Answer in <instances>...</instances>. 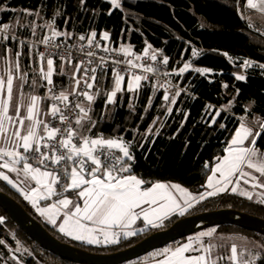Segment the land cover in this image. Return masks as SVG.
<instances>
[{"label": "trees", "instance_id": "trees-1", "mask_svg": "<svg viewBox=\"0 0 264 264\" xmlns=\"http://www.w3.org/2000/svg\"><path fill=\"white\" fill-rule=\"evenodd\" d=\"M121 1L120 7L114 8L110 0H83V3L81 0H0V8L5 9L0 11V18L12 25L7 40H0V56H5L7 49L19 52L20 56H39L35 42L40 41L34 38L44 35L48 28L45 25L49 24L56 31L69 33L67 38L59 36L69 43L87 41L91 32H96L95 41L114 47H133L139 53L161 49L168 57V70L177 74L179 88L164 90L142 82L140 88L131 93L124 87L123 93H117L116 103L106 105V94L114 89L116 74L111 69L101 68L92 93L98 95L87 104L91 105L88 115L95 127L88 132L89 123L85 122L83 134L131 142L130 152L135 158L131 174L147 181L144 187L159 181H173L194 192L202 191L212 163L225 153L240 118L252 124L264 119V68L257 66L264 64V15L250 7L247 0ZM25 10L38 12L39 16L27 15ZM104 32L109 34L108 40L103 39ZM13 35L15 40L11 38ZM80 36L85 40H79ZM20 41H24L23 45ZM193 49L199 55L193 56ZM241 59L252 60L254 65L246 69ZM189 62L211 71L201 74L190 69L178 74ZM60 63L61 60H57V65ZM75 65L76 61L72 60L68 69L74 70ZM240 75L246 79L238 80ZM70 81L71 74L61 73L57 66L54 84L66 88ZM172 90L180 91L174 105L163 99ZM213 117L215 124L211 123ZM149 127L153 128L152 134H147ZM76 129L80 130L79 126L76 125ZM157 129L158 135L155 134ZM256 146L264 151V131L256 140ZM0 190L15 198L35 217L31 204L2 177ZM61 194L72 195L73 192L63 191L55 198ZM222 207L264 218V203L229 191L199 200L186 214H175L158 228H146L111 245L95 246L69 240L41 222L59 239L103 253L127 247L180 217ZM0 217L4 218L0 223V264H79L37 244L2 206ZM213 227L218 233H243L264 242V235L236 225ZM179 241L181 239L170 244ZM19 242L25 251L24 254L19 252L21 259H16L13 252ZM256 264H264V259L257 260Z\"/></svg>", "mask_w": 264, "mask_h": 264}, {"label": "snow or ice", "instance_id": "snow-or-ice-1", "mask_svg": "<svg viewBox=\"0 0 264 264\" xmlns=\"http://www.w3.org/2000/svg\"><path fill=\"white\" fill-rule=\"evenodd\" d=\"M248 5L252 8H258L262 13H264V0H247ZM83 3V0H81ZM110 3L114 8L120 7L119 0H110ZM5 9L0 8V11ZM15 12L16 9H11ZM27 12V10H25ZM59 14V13H57ZM109 14H111L109 12ZM27 15L39 16L38 12H27ZM52 31V37L64 36L67 38L70 34L67 32H59L52 28V25H45ZM12 28V25L3 24L0 25V35H3L4 39L8 36L6 33ZM96 32H91L89 39H87V44L92 46L94 43V38L96 37ZM13 40L16 39L15 35L11 37ZM103 39L108 40L109 34L107 32L103 33ZM79 40L84 41L85 37L80 36ZM51 37H45L42 43L50 44ZM23 45L24 41H20ZM59 48V45H53ZM150 47V46H149ZM83 51L84 47L81 45L78 49ZM108 51V49H105ZM121 51L128 52V49L121 48ZM147 54V53H145ZM19 55L17 53V59L15 62V68L19 69ZM53 54L49 53V57ZM87 56L92 57L95 55L93 51H88ZM193 56L199 55V53L193 49ZM227 55V54H225ZM71 53L69 52V58L61 56L62 61L67 60L71 64L70 59ZM44 59V54L41 53V60ZM139 59V57H137ZM152 60H156L157 56L155 54L151 57ZM101 63H104L103 58H101ZM47 71L40 69V74L44 81L48 85H52V75H53V64L54 60L48 58L47 61ZM83 63V62H80ZM80 63L75 67V73L81 71ZM91 63V60L89 61ZM128 64H132V61H127ZM163 63H168V57H163ZM250 61H245L244 66H250ZM260 68H264V64L257 65ZM134 67H142V65H134ZM191 68V64L185 63L183 67L179 69L178 74H183ZM147 72H152L154 69L149 66L145 69ZM196 73L206 74L210 72V69L204 68H194L191 69ZM88 69H84L85 75H87ZM95 73L96 69L91 70ZM13 75L11 70L8 72L7 79L0 77V94H5L7 101L0 95V143L4 147H0V161H4L2 167L5 169L10 168L12 172H17L18 174L22 171L25 174V178L29 177L36 181L37 185H42L46 189L47 195L43 198L47 199L48 196L54 194V186L60 183L61 179L64 183L61 187L64 191H73L76 194L77 201L83 200V208L80 206L79 202H74L67 197L60 199L58 204L63 208H68L69 205H73L72 211L64 213L63 223L59 225V230L61 233L69 237H73L78 241H85L88 244H100V243H118L120 232L112 230L114 227H126L129 224L135 222L141 215L143 219L147 221L149 225H153L154 221L152 217L160 219L159 213L168 210H179L180 214L183 215L187 208H191L193 205L191 201H185L184 205L178 203L175 198L168 191L169 187L181 190L179 185H165L163 183H153L150 187H142L147 181L138 178L136 175H132V163L134 162V155L130 152L132 146L131 142H125L123 138H104L103 136H97L92 138L88 135L83 134L85 128V122L89 123L87 131L90 132L92 128L95 127V122L92 121L91 116L88 112L92 111L91 105L88 106L87 110L81 105L80 102L69 101V94L65 92H60L56 94L53 92L52 88L48 91L52 93L51 99L54 101H62L63 109L58 104H52L50 109V115L53 118H58L61 123H64L66 127L63 129L59 127L50 126L39 119V113L36 111L38 102L42 99L39 96H29V103L25 106L20 104L16 107L15 116L8 114L9 106L12 100L13 91ZM19 79L22 82H26V74L21 75ZM83 79V83L87 89L93 87V83L96 79L95 75ZM147 80V76L133 75L131 82L127 86L128 92H134L136 89L140 88V81ZM238 80H245V76L240 75L237 77ZM124 77L119 73H116L115 86L114 89L106 94V105L115 104L117 93H123L125 89L122 87V82ZM91 81V82H90ZM35 80H33V85L35 86ZM76 87L78 88L81 84V79L75 80ZM227 87V85H224ZM180 91H186L180 90ZM180 91H177L171 98L169 95H165L163 99L168 101L170 104L176 103V97L180 95ZM238 91V90H237ZM74 95H79L86 97L87 101H94L97 94H90L88 91H80L78 93H73ZM72 104V107H69ZM26 107V115L20 116V108ZM130 107H133L130 105ZM211 106H209L210 108ZM79 112H76V110ZM65 110L71 115L76 114L75 124L79 126L80 130L72 127L69 122V115H65ZM170 114L172 112L171 107L167 109ZM219 115V112L216 113ZM187 118V117H186ZM185 118V119H186ZM25 121H28L25 124ZM156 123L155 121L153 122ZM212 124L216 123L215 117L211 120ZM260 125L257 131L247 127L243 122L240 125V129L235 133L231 144L233 146L243 145L245 141L251 137L250 146L248 147H232L227 149L228 155L222 158H217L212 175L208 178L207 187L209 189H215L214 191H209L207 197L217 195L219 193L231 191L232 193H237L239 191L240 195L246 196L249 200L253 199V193L247 190L239 188L241 180L245 183H251L252 187L255 189L259 187L264 189V183L261 182L260 176H256L250 172L244 171V166L248 168L255 169L256 172L264 176V152H260L256 147V140L260 137L261 131H264V119L256 121ZM43 126L44 135H39L37 129ZM183 125H181L182 127ZM223 127V125H221ZM153 128L149 127L147 129V134H152ZM156 135L159 134V129L156 130ZM61 137L57 139V137ZM77 140L81 142V146L73 141ZM41 141H44L41 145ZM49 141H55L54 144L48 143ZM22 148L24 152H20L18 149ZM42 148L48 149V151H42ZM111 149H120L122 155H115L111 152ZM28 153H31L34 158H38V162L45 166L47 169L46 162L54 165H59L60 169L57 170H41V168H33V166L27 163ZM59 153V154H57ZM10 158V159H6ZM23 163V168L18 169L16 166L21 162ZM217 173L219 177L217 178ZM0 177L3 180L8 181L10 184L18 187L12 181L7 174L0 172ZM233 177H236L233 180ZM234 185L231 188L228 185ZM23 191V189H20ZM183 191V190H182ZM25 198L29 200L34 205L38 202L39 192L37 188H32L31 193H24ZM191 197V193H187ZM203 194H200L199 199H206ZM192 200H196V197H191ZM163 201L164 203H160ZM199 202V201H197ZM259 202L264 203V192L260 193ZM157 205V207H149L148 209L141 208V205ZM140 208V212H136L135 209ZM37 211L41 215H46L50 222L56 224V214L59 212V208L56 204H52L47 208H37ZM4 220L0 217V223ZM215 229L208 232L200 233L201 237L212 236ZM126 236L136 235V232L127 231L123 233ZM201 248H194L193 243L190 240L174 250L165 249V253L168 255L166 259L158 262V264H216V259H222V257H217L216 259H210L213 245L204 244L201 241ZM258 247L259 251L255 255H251L246 259L243 264H256L257 260L264 259V245H254ZM189 251H200V255H189L186 256L185 253ZM231 260L237 259V247L233 245L231 247Z\"/></svg>", "mask_w": 264, "mask_h": 264}, {"label": "crops", "instance_id": "crops-1", "mask_svg": "<svg viewBox=\"0 0 264 264\" xmlns=\"http://www.w3.org/2000/svg\"><path fill=\"white\" fill-rule=\"evenodd\" d=\"M11 50L12 49H7L5 56H0V77H2L3 79L6 80L9 70H11L12 75L14 77L12 100H11V104L9 106L8 114L11 116H15V110H16V107L18 105L23 104L26 106L29 103V96H39L42 99L38 102L36 111L39 113V119L42 120L44 123H47L51 117V115L49 114L51 108L49 105L50 96H49V91H48L50 85H48L47 82L43 80L42 75L40 74V69L43 67V69L45 71H47L46 61L50 57L44 56V59L41 60V55H39V56H20L19 55L20 67H19V69H16L14 65H15V62L17 59V53H13ZM71 63H72V60H71ZM57 66H58V71H60L61 73L67 72L68 74L69 73L71 74V81L66 88L61 87L62 92H65L66 94L74 92L77 89L76 84H75V80L79 79L78 73L74 74L75 68H74V70L68 69V66H71V64H69L67 62V60H65V61L61 60V63L58 65H57V60H54L53 75H52L53 83H54V75L57 71ZM75 67H76V65H75ZM24 74H26V82H22L19 79V77L21 75H24ZM33 80H35V82H36L35 86L33 85ZM125 81L126 80H123V82H122L123 88L124 87L127 88ZM43 88H46V91L43 92ZM138 89H136V90H138ZM0 95H3V98L5 99V101H7L6 88H5V94H0ZM88 102H91V101H86L84 103V106H88L87 105ZM25 115H26V107H21L20 108V116L23 117ZM27 123H28V121H25V124H27ZM37 132L39 135L45 134L43 131L42 125L37 129ZM98 136H102V135H98ZM92 138H95V137H92ZM249 140H250V137L247 141L244 142L243 145H237L235 147H243V146L248 144ZM79 146H81V143ZM0 147H4V145L2 143H0ZM255 147L257 148L256 145H255ZM18 150L22 153L24 152V150L22 148H20ZM114 150L117 151L120 155H122V152L120 149H114ZM259 151H261V150H259ZM262 152H264V151H262ZM26 155H28V157H29L27 160V163L31 164L33 166V168L39 167V168H41L42 171L43 170H55V169L50 168V167H47V169H45V166L39 164V162L34 159V157L31 153H28ZM6 159H10V158H6ZM3 163H4V161H0V172H4L5 174H7L9 176V178L12 181H14V183L16 185H18V187H16L7 181L12 187H14V189H16L18 192H20L24 196V198H25L24 193H31L32 188H37L38 192H39L38 202H37L39 204L38 205L39 207L40 206L48 207L52 204H56L57 207L59 208V212L56 214V224L55 225H53L50 222V220L48 219L47 216H45V218L39 217L38 219L40 221L46 223L48 226L54 228L55 230H58L59 233L62 234L63 236H65L67 239L76 240L73 237H69V236L65 235L64 233H61L59 230V225L62 224L63 220H64V213L74 210L73 205H69L68 208H63L62 206H60L58 204V201L60 199L67 197L68 199H71L74 202H79L80 206L83 208V200L80 199L79 201H77L76 194L73 191H72L73 192L72 195L71 194H61L58 196V198H55V196L57 194H60L61 192L64 191L63 188L61 187V184H63L62 182L56 184L54 186V188H55L54 194L51 196H48V198L45 199L43 197L45 195H47V192H46V189H44L42 185L38 186L36 181L31 179L30 177L28 179H26L25 174L22 171L18 174L17 172H12L10 170V168H8V169L3 168L2 167ZM23 163L24 162L22 161L21 163L14 165V166H16L18 169H22ZM137 177L140 178L139 176H137ZM157 183H163V184L169 185V186L173 185L168 181H159ZM142 187H144V186H142ZM20 189H23V191H21ZM244 190H247L250 192L257 191V189L253 190L252 187H250V186L245 188ZM168 191L171 193V195L175 198V200L178 203H180L181 205H184L186 207V205L184 204L185 201H183L181 198L177 199V197L172 193V191H173L172 187H169ZM263 192H264V189H263ZM259 196H260V194L253 193V200L259 201ZM45 200H48V202L45 203L44 202ZM27 201L32 206L33 203H31L29 200H27ZM191 201H192V199H191ZM193 202H195V201H193ZM160 203H164V202L161 201ZM149 207H157V205H148V204L141 205V208H143V209H148ZM189 209L190 208H188V210ZM188 210H187V212H188ZM135 211L140 212L141 209L137 208V209H135ZM179 213H180V211L178 209L175 211L165 209L164 211L159 213L160 219H156L155 217H152V219L154 221L153 225H149L147 223V221H145L143 219V215H141L138 219L135 220L134 223L129 224L126 227H114L112 230L121 233V235L119 236V241H120L124 237H127L126 235L123 234L124 232L133 231V232L138 233L142 230H145L146 228L156 227L157 225H160L163 222H165L171 216H173L175 214H179ZM211 230H213V228ZM250 239H251L250 236L243 234V233H218L216 230L212 236L201 237L200 234H194L192 236H187V237L181 239V241H179V242H177L171 246H167L168 248H162V250L159 252L148 253V254L138 258L137 260L131 261L127 264H158V262L166 259V256L168 255L167 253H165V251H164L165 249L174 250L176 247H179L185 243H188L190 240L192 241L194 248H201L202 247L201 241H203L204 244L213 245L210 259H216L217 257H222V259H216V264H243V262L250 257V255H248V253H246V254L244 253V251L247 252L246 247L251 246V240ZM76 241H78V240H76ZM78 242H82V243L87 244V245H95V246L115 244V243L88 244L85 241H78ZM233 245H235L237 247V259L236 260L230 259L231 255H232L231 247ZM258 245H259V243H258ZM253 252H255V254L257 253L256 250H253ZM200 254H201L200 251H189V252L185 253L186 256L200 255Z\"/></svg>", "mask_w": 264, "mask_h": 264}, {"label": "water", "instance_id": "water-1", "mask_svg": "<svg viewBox=\"0 0 264 264\" xmlns=\"http://www.w3.org/2000/svg\"><path fill=\"white\" fill-rule=\"evenodd\" d=\"M235 133L229 146H233L231 142L235 137ZM215 161H217V158ZM0 206L41 247L61 258L79 264L126 263L197 231L221 224L236 225L264 235V218L232 207H222L188 214L175 220L165 228L149 233L127 247L110 252L97 253L54 236L41 221L31 215L15 198L1 190Z\"/></svg>", "mask_w": 264, "mask_h": 264}, {"label": "built area", "instance_id": "built-area-1", "mask_svg": "<svg viewBox=\"0 0 264 264\" xmlns=\"http://www.w3.org/2000/svg\"><path fill=\"white\" fill-rule=\"evenodd\" d=\"M3 24H6V23L3 22L2 19L0 18V25H3ZM46 37H51L50 44L46 45L42 43L44 39L40 42H35L39 47V55L43 53L44 56L45 55L49 56V53H52L53 55L50 58L54 60H61L60 59L61 56L69 58V52H70L71 53L70 59L75 60L76 65L80 62H83V63H80L81 71L78 73V77L79 79H81V84L74 92L68 93L69 101L71 102L78 101L81 103L83 107H84V103L87 100L86 97L74 95L73 93H78L80 91H88L90 94H92L96 86V83H97L98 71L101 68L111 69L115 74L119 73L120 75L124 77V80L132 79L133 75H140L142 77L147 76V80L142 79L140 81V84H142V82H147L152 85L158 86L164 90H171L173 88H179V82H178V79L176 78L177 74L174 71L168 70L167 68L168 63L167 64L163 63L164 55L162 54L161 49H155L150 53L148 52L139 53L135 51L133 47H114L107 43H101L95 40H94L93 45L89 46L87 44V41L78 42V43H69L66 40L61 39L59 36L52 37V33L47 34ZM53 45H59L60 47L56 48ZM81 45H83L84 47V50L82 52L78 50ZM121 48L128 49L129 51L123 52L121 51ZM105 49H108V51H105ZM88 51H93L95 55L92 57L87 56L86 53ZM153 54L157 56L156 60L151 59ZM137 57H139V59H137ZM101 58H103L104 63L100 62ZM90 60H91V63H89ZM127 61H132V64H128ZM134 65H142V67H134ZM149 66H151L154 69V71L147 72L145 69L148 68ZM84 69H88L87 75H85ZM92 69H96L95 73L91 71ZM92 75H95L96 79L93 83V87L91 89H87L83 83L82 78L86 79L88 77H91ZM49 88H52L53 92H55L56 94H59L60 92H62L61 86L56 85L54 83L50 85ZM51 95L52 93L49 92L50 108L52 104L55 103V104H58L63 109L64 102L52 100ZM69 107H72V104H69ZM87 108L88 107H85L86 110ZM76 112H79V110L77 109ZM65 115H69V122L72 124L73 128H76V124H75L76 114L72 113L70 115L67 112V110H65ZM242 122L247 127L253 129L254 132L260 128V126L249 123L245 119L240 118V122L236 130L240 129V125ZM47 124L53 127H59L61 129L66 127V125L64 123H61L58 118H53L52 116L48 120ZM60 138L61 137L59 136L57 137V139H60ZM73 142L77 143L78 146L81 143L77 140H74ZM43 143L44 141L41 142V145H43ZM48 143L54 144L55 141H49ZM42 151H48V149L42 148ZM111 152L114 153L115 155H119L114 149H111ZM34 159L38 161V158H34ZM46 164H47V167L53 168L57 171L60 169L59 165H54L49 162H46ZM60 182L64 183V180L61 179Z\"/></svg>", "mask_w": 264, "mask_h": 264}, {"label": "rangeland", "instance_id": "rangeland-1", "mask_svg": "<svg viewBox=\"0 0 264 264\" xmlns=\"http://www.w3.org/2000/svg\"><path fill=\"white\" fill-rule=\"evenodd\" d=\"M119 2H120V5H121V0H119ZM256 10L258 9V8H255ZM263 15H264V13H263ZM263 20H264V17L262 18ZM49 33H52V31H51V29L50 28H47V30L45 31V34L44 35H42V36H36L35 38H34V40L36 39L37 41H41V40H43L46 36H47V34H49ZM6 35L9 37V35H10V33H9V30H8V33H6ZM0 40L2 41H5V40H7V39H4L3 38V35H0ZM35 40V41H36ZM45 56H47V55H45ZM241 61H242V64H243V66H244V62L245 61H250L251 62V64H250V66H247V67H245L244 66V68H246V69H248L249 67H251V66H253L254 65V61H252V60H249V59H241ZM194 68H197V67H194L193 65H191V68L190 69H194ZM189 69V70H190ZM205 69V68H204ZM131 80L132 79H126V81H125V83H126V86H128V84H129V82H131ZM172 93V94H171ZM176 93V91L175 90H172V91H169L166 95H169V97L170 96H173L174 94ZM219 112V111H218ZM217 116V115H216ZM247 121V120H246ZM253 124H255V125H257L256 123H253ZM252 139V138H251ZM251 139L249 140V142H248V144L247 145H245V146H243V147H248V146H250V141H251ZM230 146H229V144L226 146V151H225V153L220 157V158H222V157H224L225 155H228V152H227V149L229 148ZM232 147H235V146H232ZM260 152H262V151H260ZM218 162V160L217 161H214L213 163H212V165H211V168H210V170H209V172H208V175H207V179H206V182H205V188L202 190V191H199V192H194V191H192L189 187H187V186H185V185H182L181 183H178V182H170L171 184H173V185H179L180 186V189L181 190H177V189H175V188H173V191H172V193L177 197V199H179V198H181L183 201H191V197H196V200H192L191 201V203H192V205H194L195 203H197V201H199L200 199H199V196H200V194H203L205 197H207V193L209 192V191H214L215 189H209L208 187H207V181H208V178L212 175V171H213V169H214V167H215V165H216V163ZM208 166V165H207ZM244 171H246V172H250V173H252V174H254V175H256V176H260V180H261V182L262 183H264V176H261V174H259L258 172H256V170L255 169H252V168H248L246 165L244 166ZM219 177V173H217V178ZM236 179V177H233V180H235ZM232 186H234V185H228V187L229 188H231ZM252 187V184L251 183H245L243 180H241V182H240V185H239V188L240 189H245V188H247V187ZM252 189L253 190H256L257 189V191H252L253 193H255V194H260V193H262L263 192V189H261V188H259V187H256L255 189L252 187ZM183 190V191H182ZM229 192V191H228ZM187 193H191V197L190 196H188L187 195ZM223 193H225V192H223ZM238 194H239V191L237 192ZM220 194V193H219ZM193 201H195V202H193ZM39 204L37 203V204H32V207L34 208L33 209V212H34V215H35V217H37V218H42V217H44L45 218V216L46 215H41L40 214V212L39 211H37V208L39 207L38 206ZM39 208H47L46 206H40ZM187 210H188V208H187ZM187 210L184 212V214H186L187 213ZM183 214V215H184ZM178 215H181L180 213L178 214ZM167 221V220H166ZM166 221L165 222H163V223H166ZM162 223V224H163ZM162 224H160V225H157L156 226V228H158V227H160ZM215 229L214 227H209V228H205V229H202V230H200V231H197V232H195V233H193V234H191V235H189V236H192V235H194V234H200V233H202V232H208V231H210L211 229ZM251 239V246H249V247H246L247 248V252L246 251H244V253L246 254V253H248V255H255V252H253V250H256L257 252L259 251V248L258 247H254V245H258V243H259V245H264V242H262V241H260L259 239H256V238H253V237H250ZM183 239V238H182ZM257 242V243H256ZM171 245H173V244H170V245H167V246H171ZM164 247V248H168V247ZM24 251H25V249H24V247L21 245V243L19 242V245H18V247L16 248V251L15 252H13V256H14V258H16V259H21L20 258V255H19V252H20V254H24ZM264 254V253H263ZM20 261V260H19Z\"/></svg>", "mask_w": 264, "mask_h": 264}]
</instances>
